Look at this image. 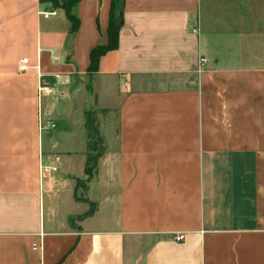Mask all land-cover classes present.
Returning a JSON list of instances; mask_svg holds the SVG:
<instances>
[{"label":"crops","instance_id":"obj_1","mask_svg":"<svg viewBox=\"0 0 264 264\" xmlns=\"http://www.w3.org/2000/svg\"><path fill=\"white\" fill-rule=\"evenodd\" d=\"M110 4L0 0V264H264V0H123L89 73Z\"/></svg>","mask_w":264,"mask_h":264},{"label":"trees","instance_id":"obj_2","mask_svg":"<svg viewBox=\"0 0 264 264\" xmlns=\"http://www.w3.org/2000/svg\"><path fill=\"white\" fill-rule=\"evenodd\" d=\"M44 2L50 3L52 8H60L64 11L66 18L69 20L70 32L74 33L78 26L79 20L75 14V7L79 0H43ZM122 6L123 0H111L109 9V21L107 26V42L103 45L94 46L89 53L90 63L87 68L89 73L97 71V66L100 57L111 49L117 47L118 41V31L122 20ZM94 111H85V129L87 131L88 141H87V152L85 159L84 172L87 175V179L91 176L93 169L96 167L97 158L101 154V148L97 150L96 145L101 144V136L98 128V123L94 117ZM93 141V142H91ZM93 144L91 147L90 145ZM95 145V146H94ZM97 154L92 155V152ZM85 187V186H84ZM79 189L78 178L76 179V190ZM92 212V208L87 212V214Z\"/></svg>","mask_w":264,"mask_h":264},{"label":"built area","instance_id":"obj_3","mask_svg":"<svg viewBox=\"0 0 264 264\" xmlns=\"http://www.w3.org/2000/svg\"><path fill=\"white\" fill-rule=\"evenodd\" d=\"M51 14H55V10H50V11H45L42 12V15L44 17H47L48 15ZM198 26H193L191 28V31L193 33H198ZM206 63V59L203 56H199V58L197 59V64H196V69L198 72H200L202 70L203 65ZM29 65H28V60L27 58H22L19 60L18 64H17V70L19 72H24L28 69ZM55 124L49 120H43L41 118H39L38 121V130L39 132H42L44 130H46L47 128H54ZM56 170V167L51 166V165H45L43 163L39 164V174L41 177L45 176L46 174L50 173V171H54ZM184 238V234L183 233H177L173 236V239L176 241H180Z\"/></svg>","mask_w":264,"mask_h":264},{"label":"rangeland","instance_id":"obj_4","mask_svg":"<svg viewBox=\"0 0 264 264\" xmlns=\"http://www.w3.org/2000/svg\"><path fill=\"white\" fill-rule=\"evenodd\" d=\"M47 4L50 5V3H48V2H47ZM94 117L96 118L97 115L95 114ZM72 123L74 124V127H75L74 133L70 134L71 136H70V139H69V134L67 135L66 132H64L63 134H64L65 138L63 139L62 142L65 143V142H68L69 140H72L73 143L77 144V148H80L82 146V144L84 143V141H85L84 128H83V115L82 116L80 115L79 117L75 116L74 119L72 120ZM59 125L60 124H57V128L50 129V131H48V132H47V130H44L45 136L47 135L46 132L50 133V134H55V133H58L60 131H63V130H60L62 128H60V129L58 128ZM91 142H93V141H91ZM90 146L92 147L93 144H91ZM101 147H102L101 144H98V145L95 146V148L97 150H99ZM91 154L94 155V154H97V153H96V151L95 152L93 151ZM78 183H79V189H78V192H77V197L79 199H82V194L81 193L83 192V189H84V186H85V179L84 178H82V179L79 178L78 179Z\"/></svg>","mask_w":264,"mask_h":264}]
</instances>
